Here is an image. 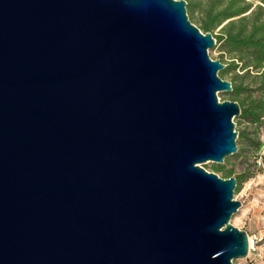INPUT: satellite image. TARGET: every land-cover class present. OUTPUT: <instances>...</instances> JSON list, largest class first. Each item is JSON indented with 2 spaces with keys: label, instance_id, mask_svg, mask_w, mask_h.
Returning <instances> with one entry per match:
<instances>
[{
  "label": "water",
  "instance_id": "95a60500",
  "mask_svg": "<svg viewBox=\"0 0 264 264\" xmlns=\"http://www.w3.org/2000/svg\"><path fill=\"white\" fill-rule=\"evenodd\" d=\"M186 0H0V264H234L232 84Z\"/></svg>",
  "mask_w": 264,
  "mask_h": 264
},
{
  "label": "trees",
  "instance_id": "16d2710c",
  "mask_svg": "<svg viewBox=\"0 0 264 264\" xmlns=\"http://www.w3.org/2000/svg\"><path fill=\"white\" fill-rule=\"evenodd\" d=\"M258 1L186 0L187 7L200 13L196 26L216 40L213 48L219 49L218 59L224 63L219 76L230 75L229 94L240 105V117L254 123L264 116V0ZM216 170L234 176L236 190L244 181L231 168Z\"/></svg>",
  "mask_w": 264,
  "mask_h": 264
},
{
  "label": "rangeland",
  "instance_id": "374dc122",
  "mask_svg": "<svg viewBox=\"0 0 264 264\" xmlns=\"http://www.w3.org/2000/svg\"><path fill=\"white\" fill-rule=\"evenodd\" d=\"M252 1L253 4L258 0ZM188 19L195 25L200 13L186 6ZM218 28L215 30L217 31ZM208 54L212 59L219 58L220 51L217 47L209 48ZM219 74V72H218ZM230 75H224L229 79ZM218 99L233 100L227 91H219ZM243 96V95H242ZM241 96V98H242ZM235 130H237V151L225 157L221 163L206 161L201 164L208 171H214L224 177L222 171L216 167L233 169L235 174H242L244 181L238 190L234 189L233 198L239 200L241 205L230 218V223L238 229L246 231L251 241L247 257L233 260L234 264H264V116L260 122H250L240 115L234 116Z\"/></svg>",
  "mask_w": 264,
  "mask_h": 264
},
{
  "label": "bare ground",
  "instance_id": "6f19581e",
  "mask_svg": "<svg viewBox=\"0 0 264 264\" xmlns=\"http://www.w3.org/2000/svg\"><path fill=\"white\" fill-rule=\"evenodd\" d=\"M251 241H252V240L249 238V245H250V247H251V244H252Z\"/></svg>",
  "mask_w": 264,
  "mask_h": 264
}]
</instances>
